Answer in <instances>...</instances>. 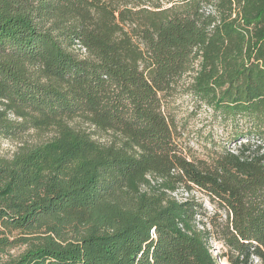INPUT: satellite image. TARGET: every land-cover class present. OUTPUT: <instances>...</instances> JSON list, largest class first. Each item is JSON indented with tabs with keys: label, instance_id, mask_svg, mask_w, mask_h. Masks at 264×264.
<instances>
[{
	"label": "trees",
	"instance_id": "trees-1",
	"mask_svg": "<svg viewBox=\"0 0 264 264\" xmlns=\"http://www.w3.org/2000/svg\"><path fill=\"white\" fill-rule=\"evenodd\" d=\"M175 94L242 142L189 158ZM28 134L0 157V256L25 247L0 264H264V0H0V139Z\"/></svg>",
	"mask_w": 264,
	"mask_h": 264
},
{
	"label": "rangeland",
	"instance_id": "rangeland-1",
	"mask_svg": "<svg viewBox=\"0 0 264 264\" xmlns=\"http://www.w3.org/2000/svg\"><path fill=\"white\" fill-rule=\"evenodd\" d=\"M164 113L169 120H172L179 136L181 146L188 153L189 158L199 160L207 159L215 151L223 149L234 151L238 144L242 142L240 139L233 140V135L240 133L238 127H230L229 124H222L212 113L205 107L199 108L195 101L184 94H175L167 97L164 101ZM34 135H23L16 140L0 139V157L9 159L16 152L22 143H30L34 140ZM244 141V140H243ZM176 199L183 200L189 198L200 206V214L197 218L198 227L204 223H221L224 219V211L215 203H211L208 197L193 189L190 195L179 191ZM17 233H13L16 235ZM213 254L218 255L222 251L220 243L212 242ZM24 246L20 245L8 252L6 255L0 256V262L8 257H15L24 250ZM218 264H226L225 260H220ZM256 264V262H255Z\"/></svg>",
	"mask_w": 264,
	"mask_h": 264
}]
</instances>
